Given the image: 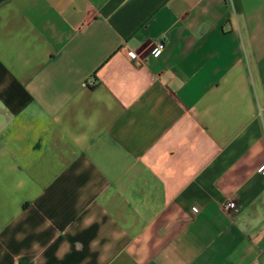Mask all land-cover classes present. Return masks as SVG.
Here are the masks:
<instances>
[{
	"label": "crops",
	"instance_id": "1",
	"mask_svg": "<svg viewBox=\"0 0 264 264\" xmlns=\"http://www.w3.org/2000/svg\"><path fill=\"white\" fill-rule=\"evenodd\" d=\"M263 166L264 0H0V264H264Z\"/></svg>",
	"mask_w": 264,
	"mask_h": 264
},
{
	"label": "built area",
	"instance_id": "2",
	"mask_svg": "<svg viewBox=\"0 0 264 264\" xmlns=\"http://www.w3.org/2000/svg\"><path fill=\"white\" fill-rule=\"evenodd\" d=\"M164 46L163 42H157L155 47L152 49L153 53H157L160 49H162ZM130 55L132 58L138 60L139 63H142V59L140 58L139 54H137L135 51H131ZM262 171H264V166L262 168ZM221 208L225 212H231L232 210L237 208V203L231 199H225L220 202ZM193 212H200L201 211V206L195 205L192 208Z\"/></svg>",
	"mask_w": 264,
	"mask_h": 264
}]
</instances>
